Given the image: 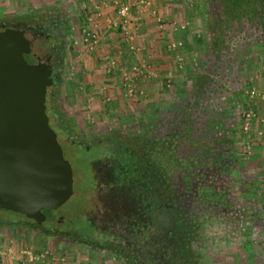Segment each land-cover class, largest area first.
Returning <instances> with one entry per match:
<instances>
[{
	"label": "rangeland",
	"instance_id": "rangeland-1",
	"mask_svg": "<svg viewBox=\"0 0 264 264\" xmlns=\"http://www.w3.org/2000/svg\"><path fill=\"white\" fill-rule=\"evenodd\" d=\"M99 3L100 0H0V20L6 23L17 22L21 19L17 17L25 12L37 11L39 20L45 23L53 20L59 26L62 56L53 97L55 109L46 105L45 112L72 173V194L58 207L61 221L44 223L52 228L50 232L22 226L16 222H23L21 213L0 210L3 255L6 250L13 255L17 249H39V252L46 249L55 258L51 259L50 255L41 264H124L110 245L117 240L114 236L123 233L121 225L128 221L129 215L123 211V204L112 201L113 194L99 178L104 161L100 154L107 149L97 139L84 143L87 147L71 143L65 137V130L85 139L106 129L117 131L125 125H133L139 133L146 123L162 125L169 111L184 113L183 105H189L185 98L193 87L195 75H186L191 58L185 51H195L197 35L195 30L186 29L188 17L177 19L172 31L153 38L152 45L146 46L139 38L141 35L128 25V18L124 31L112 25L115 17L107 15L106 20L103 12L89 10L91 5ZM104 3L113 6L110 0ZM112 9L116 13L115 6ZM157 18L159 24L161 18ZM83 26L97 33L98 41L91 48L82 39ZM248 48L239 59L242 62L251 55L252 61L246 68L240 65L237 72L240 75H245L244 69L257 67L264 53L260 46ZM33 49L38 50L36 44ZM193 57L196 60L195 54ZM110 60L114 62L112 66ZM169 63L173 70L165 67ZM167 70L170 72L166 73ZM242 79L239 78L241 83ZM221 82L226 88L225 95L231 94L230 82ZM244 86L241 84L240 90ZM216 95L214 92L205 100L198 99L192 118L203 135L212 133L211 125H227L226 138L233 139L228 144L229 152L213 162L206 163L200 158L205 155L201 153H197L199 159H187L184 169L172 176L174 188L185 183L187 191L193 192L201 186L198 194L202 197L198 195V202L206 204V208L198 216L200 230L191 240L199 253V264H264V176L259 179L255 176L262 174L264 164L252 162L253 148L257 150L255 154L260 148L254 147L253 141L250 143L251 128L247 132L242 128V113L248 108L253 110V101L247 96H241L240 100L232 97L218 100ZM245 140L250 144L248 153L242 152ZM189 153V156L193 154ZM140 197L142 201H150ZM129 199L133 200L130 207L141 206L137 198ZM113 212H118V218H113ZM101 240L106 241L105 245Z\"/></svg>",
	"mask_w": 264,
	"mask_h": 264
},
{
	"label": "trees",
	"instance_id": "trees-1",
	"mask_svg": "<svg viewBox=\"0 0 264 264\" xmlns=\"http://www.w3.org/2000/svg\"><path fill=\"white\" fill-rule=\"evenodd\" d=\"M220 2L224 16L222 20H216V31L213 29L209 50L210 61L203 72L194 76L193 87L185 98L186 104L189 105H183L185 112L173 114L171 110L164 117L165 121L162 125L158 122L146 123V127L139 133L135 132L133 127L125 125L117 131L106 129L89 138L91 141L97 139L107 142L112 147L113 154L110 156V161L114 165L115 187L119 184L131 183L141 186L145 184V193L148 192L147 194L158 203L164 200L168 191L171 193L172 220L175 221L176 226H180L182 221L179 222L180 215L175 200L177 193L174 190L172 176L175 172L179 173L184 169L187 159H199L197 153L205 154L204 157L200 155V158H204L206 163L218 160L222 153L229 152L228 144L233 140L226 138L227 125L224 123L211 125L212 133L203 135L192 118L195 104L199 102L198 99L209 98V94L212 95L214 92L219 97L218 100L237 96L240 83L237 72L240 65L235 61V51L240 50L238 46L245 44L247 34L236 27L240 23L252 25V20L258 17L255 15L260 14V9L264 7V0H220ZM261 12H264L263 9ZM17 18L23 21L36 20L39 19V12H25ZM223 80L232 85L229 91L231 94L225 95L226 88L221 82ZM218 82H221L220 86ZM219 108L213 109L219 110ZM156 130L159 133H156ZM231 131L233 133L234 129ZM148 135L152 137L151 140L145 138ZM188 153L193 154L189 156ZM169 165H171V183L167 184L164 175ZM105 243L106 241L101 240L102 245Z\"/></svg>",
	"mask_w": 264,
	"mask_h": 264
},
{
	"label": "water",
	"instance_id": "water-1",
	"mask_svg": "<svg viewBox=\"0 0 264 264\" xmlns=\"http://www.w3.org/2000/svg\"><path fill=\"white\" fill-rule=\"evenodd\" d=\"M30 47L22 29H0V210L39 219L72 194V173L45 112L50 69L25 59Z\"/></svg>",
	"mask_w": 264,
	"mask_h": 264
},
{
	"label": "flooded vegetation",
	"instance_id": "flooded-vegetation-1",
	"mask_svg": "<svg viewBox=\"0 0 264 264\" xmlns=\"http://www.w3.org/2000/svg\"><path fill=\"white\" fill-rule=\"evenodd\" d=\"M10 26L22 29L23 35L29 41L31 47L29 52L24 53L25 59L29 63L43 62L50 69L49 77H51V83L46 86L45 108L47 105L54 110L53 97L56 94L57 81L60 75L54 77L53 73L59 74L62 56V39L58 24L53 20L45 23L39 19L30 21L18 19L17 22L13 23H6L4 20H0V29ZM35 44L37 51L33 49ZM63 128L65 129V127ZM65 131V137L71 143H82L84 147H87L84 143L91 142L88 137V140L82 136L75 137L68 129ZM145 138L151 140L152 137L148 135ZM101 144V147L107 150L102 151L100 154L104 161L101 163V176L99 178L103 183L105 182L106 187L113 194L112 201L123 204V211L126 210V214L129 215L128 221L122 222L121 229L124 230L123 233L114 236L117 240L111 242L110 249L120 255V260L124 264H199V253L194 250L191 240L195 233L200 230L198 229V216L206 208V204L198 202V191L201 186L196 187L193 192L191 189L187 191L185 183L180 184L179 188H174L177 193L175 200L180 215L179 222L182 221L180 226H176L175 221L173 222L172 220L171 193L169 191L165 194L164 200L158 203L150 197L151 195L147 194L148 192L145 193V184H143L144 186L131 183L127 185L119 184L116 185L115 189L113 188L115 187L113 184L115 179L113 174L114 165L110 161V156L113 154L111 152L112 147L107 142L101 141ZM164 177L167 184L171 183V165L166 167ZM126 186L128 187L126 188ZM132 188L134 189L132 190ZM119 193L122 195H119ZM136 194L139 196H135ZM140 196L146 199L150 198V201H142ZM131 197L133 199L137 198L141 206L130 207V204H133V200L129 199ZM191 200H196V202ZM201 201H205V199L202 198ZM143 203L144 205L142 206ZM112 215L114 216L113 218H118L119 216L118 212H113ZM38 218L34 219L23 215V222L19 221L18 223L22 224V226L29 225V227L50 232L52 228L45 226L44 223L59 222L62 219V214L58 212V207H43L39 210ZM70 235L71 233H68V236Z\"/></svg>",
	"mask_w": 264,
	"mask_h": 264
},
{
	"label": "crops",
	"instance_id": "crops-1",
	"mask_svg": "<svg viewBox=\"0 0 264 264\" xmlns=\"http://www.w3.org/2000/svg\"><path fill=\"white\" fill-rule=\"evenodd\" d=\"M141 1L142 0H122V2L129 4L128 9H130L125 15V20L127 22L128 18V25H130L132 29L136 30V33L141 35L139 38L143 39L144 44H146V46L152 45L151 40L153 38H157L160 35H166L168 31H172V26L176 23L177 19L180 20L184 17H188L189 25L186 27V29L195 30L197 37L196 40H194L196 42L195 51L193 53L191 51L189 53L188 51H185L186 54H188V56L191 58V60L188 62L189 67L187 68L186 75L193 76L203 72L204 67L208 65L210 61L209 50L211 48V36L213 29L216 31V20L220 21L224 16L220 0H147V4H143ZM104 2V0H100L99 5L93 4L89 10L94 8V13L103 12V14L106 16V20H108L107 15L110 17H115L116 19L117 15L113 12V6ZM262 9L264 11V7ZM262 9H260V14L257 13L255 15L258 17H255V19L252 20V25H242L243 23H240L238 27H236L238 30L241 28L242 33L246 32L247 34V39L244 40L245 44L243 46H238L240 50L235 51L236 54L234 53L236 56L235 61L245 68L247 65L249 66L251 64L252 58L251 55H249L248 59L242 60L241 58V62L239 56L243 53V51H245V49L248 47L257 49V47L260 46L262 49H264V12H261ZM157 17L161 18V22L159 24H157L156 21ZM112 32L111 34L114 36V33ZM255 36H258L257 40L255 39ZM252 43L254 44L252 45ZM112 44L113 46L117 45L116 43ZM108 45L109 44H107V46ZM193 54L196 55V60L194 59L195 57H193ZM153 56L154 55L151 57ZM262 56H264V53ZM262 56L259 57V65L257 67L254 66V68L247 71H245L243 68V74L245 75L237 74L238 78L243 77V82L239 83V87L241 84L243 86L245 85L243 88L246 86V88H249L251 86L255 88L257 92L254 97H251L254 107L253 111L255 114L252 118L251 131L249 132L248 137L250 141H253L254 147L258 146L260 148L259 153L257 154H255L257 150L253 148V153L251 155V158H253L252 162L255 164L258 163L260 165L261 163L264 164V57ZM260 66L261 69H259ZM162 67L173 70L170 66V63L167 66ZM169 72L170 71L168 70L166 71V73ZM243 88L242 90L239 88V92L236 94L237 96L235 95V98H239L240 100L242 99L241 96H247L244 92L246 88ZM255 176H257L256 178L259 179L260 177L264 176V171L262 174L257 173ZM21 250L23 249H17L16 251L14 250L12 252L13 255H9V251L6 250V253L2 255L4 258L0 260V264H12L16 259H26L25 254L19 253ZM39 264L41 263L39 262Z\"/></svg>",
	"mask_w": 264,
	"mask_h": 264
},
{
	"label": "built area",
	"instance_id": "built-area-1",
	"mask_svg": "<svg viewBox=\"0 0 264 264\" xmlns=\"http://www.w3.org/2000/svg\"><path fill=\"white\" fill-rule=\"evenodd\" d=\"M110 1L113 2V6H115V11L117 15V18L111 21V23L113 26H117L120 30L125 31V28H126L125 15L128 13V10H129L128 4L122 2L121 0H110ZM141 3L147 4V0L146 1L142 0ZM180 27H183V24H181ZM80 32H81L83 41L89 44L90 48L93 47V45L98 41V38H97L98 36L95 30L90 29L87 26L86 27L83 26L81 27ZM112 64H114V62L113 60H110V65L112 66ZM123 77L126 78L125 75ZM244 92L248 96V99L250 100H251V97H254L257 94L256 90L253 87L246 88ZM242 114H243L242 128H243V131L247 132L251 128L252 118L255 113L251 108H248L245 111H243ZM244 143H245V146H243L242 152L248 153L250 144L248 140H245ZM19 253L25 254L26 259H23V260L16 259L12 264H39V262L41 263L44 258H47V257L49 258L50 255L52 256L50 257L51 259L55 258L54 255L51 252L49 254L46 249L40 252H39V249L38 250L23 249ZM2 255L3 253H0V260L4 258V256Z\"/></svg>",
	"mask_w": 264,
	"mask_h": 264
}]
</instances>
